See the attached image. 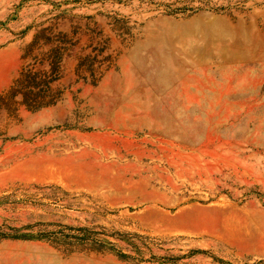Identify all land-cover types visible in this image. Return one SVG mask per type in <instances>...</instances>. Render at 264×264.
Returning <instances> with one entry per match:
<instances>
[{
	"label": "rangeland",
	"instance_id": "rangeland-1",
	"mask_svg": "<svg viewBox=\"0 0 264 264\" xmlns=\"http://www.w3.org/2000/svg\"><path fill=\"white\" fill-rule=\"evenodd\" d=\"M0 264H264V0H0Z\"/></svg>",
	"mask_w": 264,
	"mask_h": 264
},
{
	"label": "trees",
	"instance_id": "trees-1",
	"mask_svg": "<svg viewBox=\"0 0 264 264\" xmlns=\"http://www.w3.org/2000/svg\"><path fill=\"white\" fill-rule=\"evenodd\" d=\"M28 235H32V234H12V236L14 237H19V236H28Z\"/></svg>",
	"mask_w": 264,
	"mask_h": 264
}]
</instances>
